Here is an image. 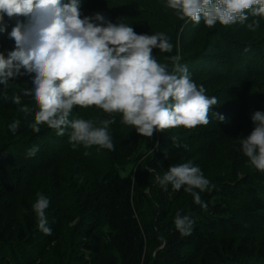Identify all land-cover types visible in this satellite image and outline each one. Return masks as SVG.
<instances>
[{"label":"trees","instance_id":"1","mask_svg":"<svg viewBox=\"0 0 264 264\" xmlns=\"http://www.w3.org/2000/svg\"><path fill=\"white\" fill-rule=\"evenodd\" d=\"M79 3L82 16L101 13L137 34L161 29L173 45L161 54V65L173 72L170 58L179 56L191 79L203 81L197 87L211 89L205 95L218 103L207 125L154 131L151 137L138 134L140 140H129L110 125L113 150L94 145L79 152L70 142V128L59 136L46 124L39 133L30 126L39 109L22 89L32 87L31 75L0 85V264H264V171L250 163L241 146V138L251 133L252 114L264 112V17L247 13L244 23L217 22L210 28L203 18L198 24L180 19L167 0ZM9 19L29 22L25 16ZM254 21L258 26L249 29ZM10 30L0 32L5 58L15 49ZM210 81L217 84L210 88ZM17 95L20 105L13 103ZM24 106L28 112L20 110ZM93 107L100 109L74 106L69 119L100 126L119 114L92 112ZM17 121L12 132L9 126ZM34 146L39 150L30 157ZM103 159L109 163L96 177L88 170L102 168ZM188 162L203 175L226 167L246 169L241 177L217 179L203 192L194 189L207 204L204 209L184 191L186 186L177 191L156 178ZM37 193L50 202L45 210L50 235L37 226ZM178 213L194 219L190 235L176 229Z\"/></svg>","mask_w":264,"mask_h":264},{"label":"clouds","instance_id":"2","mask_svg":"<svg viewBox=\"0 0 264 264\" xmlns=\"http://www.w3.org/2000/svg\"><path fill=\"white\" fill-rule=\"evenodd\" d=\"M167 7L176 10L180 19L198 24L203 18L210 28L217 22L224 26L244 23L247 13L264 17V0H167ZM5 15L25 16L29 22H18L9 33L15 49L8 52L7 58L0 53V85L7 86L17 75L32 76V87L22 92L32 97L39 109L30 125L36 133L42 124L56 130L59 136L70 128L69 139L74 148L95 145L113 150L108 128L115 119L102 120L100 126L83 118L70 120L74 106L121 113L122 123L133 126L144 137H151L154 131L194 128L210 122L209 112L218 103L217 97L209 98L203 86L197 87L187 67L178 63L179 56L170 58L173 72L154 59L153 49H173L163 33L137 34L131 26L112 23L101 13L82 16L79 0H0V32L6 31ZM256 26L255 21L248 24L249 29ZM13 103L21 104L19 95L13 97ZM20 110L29 111L26 106ZM251 119L255 127L241 141L242 152L257 170L264 171V112H254ZM18 123L9 126L12 132ZM38 150L37 146L32 147L28 156ZM156 178L161 186L171 184L177 191L186 186L184 191L192 194L194 202L207 208L194 191L210 188L198 166L191 162L173 165L162 178ZM37 197L33 205L37 226L50 235L45 216L49 199L41 193ZM174 223L187 236L195 221L178 213Z\"/></svg>","mask_w":264,"mask_h":264},{"label":"rangeland","instance_id":"3","mask_svg":"<svg viewBox=\"0 0 264 264\" xmlns=\"http://www.w3.org/2000/svg\"><path fill=\"white\" fill-rule=\"evenodd\" d=\"M8 20L9 21H7L6 20V18L4 17V24L6 25V31H4V32H7L8 31V29H11L12 30V28L13 27H11V26H15L17 23L15 22V20L14 19H9L8 18ZM11 30H10V32H11ZM152 32H155V33H163V31L161 30V29H153L152 30ZM164 34V33H163ZM165 35V37L167 38V34H164ZM8 45L7 46H9L10 47V41H8V42H6ZM5 47H6V45L4 46V49H5ZM4 49H1V50H4ZM166 53H168V52H161L159 49H153V57H154V59L159 63V64H161V62H160V60H159V58L161 59V54H166ZM162 61H164V59L162 60ZM163 65H165V63L163 64ZM197 86L201 83V82H203L201 79H199V78H196V79H191ZM212 83V85L214 86V85H216L217 84V82H215V81H210L209 83H208V86L210 87V84ZM211 88V87H210ZM209 92H211V89H205V94H209ZM257 106V105H256ZM259 109H262V108H259ZM97 110H100L101 111V114L104 112L102 109H97ZM94 107L92 108V112H99V111H97ZM103 111V112H102ZM115 119V122L113 123V124H111V126H112V128L113 129H116V131H118V130H120L123 134H124V136L125 137H127L129 140H134V139H139L140 140V137H139V135H138V133H137V131L135 130V128L133 127V126H130V125H125V124H123L122 123V114L121 113H119L117 116H113L112 115V118H110L109 117V119ZM250 123V130L252 131L253 129H254V127H255V125H254V123H253V121H250L249 122ZM111 126H109L110 128H111ZM118 129V130H117ZM245 138V137H244ZM243 139L241 138V141H242ZM79 148L81 149V148H84V146H82V145H77L76 146V149L75 150H77V151H79ZM80 152V151H79ZM77 155H78V153H76ZM81 154V153H80ZM184 154V153H183ZM85 155V154H84ZM184 156H185V154H184ZM70 157H73L74 158V155L73 154H71V156ZM73 158H70L71 160L73 159ZM109 163V161L108 160H104L103 159V161H102V168H98V169H92V170H88L91 174H93L94 176H96V177H98V176H100L101 175V172L104 170V168L106 167V165ZM246 166H247V164H245ZM248 167V166H247ZM245 169L246 168H238V169H236V170H234V171H231V170H229V168H227L226 167V169H219L218 171L217 170H214V171H211V172H206L205 173V175H203L206 179H208L209 180V182H210V184H215L216 183V180L217 179H219V181L221 180V179H223V178H226V177H229V176H231L232 174H235V175H237V176H239V177H241L243 174H244V172H245ZM215 181V182H214Z\"/></svg>","mask_w":264,"mask_h":264}]
</instances>
